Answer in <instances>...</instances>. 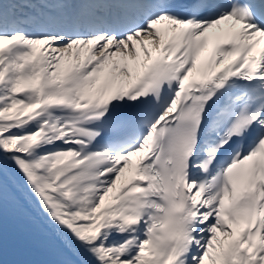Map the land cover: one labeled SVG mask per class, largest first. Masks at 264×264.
<instances>
[{"label": "snow or ice", "instance_id": "6c2138e0", "mask_svg": "<svg viewBox=\"0 0 264 264\" xmlns=\"http://www.w3.org/2000/svg\"><path fill=\"white\" fill-rule=\"evenodd\" d=\"M0 264H264V0H0Z\"/></svg>", "mask_w": 264, "mask_h": 264}]
</instances>
